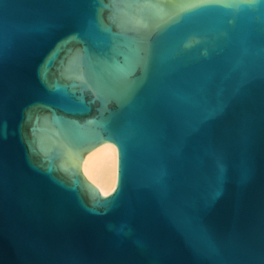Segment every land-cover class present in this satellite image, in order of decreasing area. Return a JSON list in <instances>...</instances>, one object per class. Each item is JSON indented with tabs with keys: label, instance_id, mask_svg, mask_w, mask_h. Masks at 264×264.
Here are the masks:
<instances>
[{
	"label": "water",
	"instance_id": "water-1",
	"mask_svg": "<svg viewBox=\"0 0 264 264\" xmlns=\"http://www.w3.org/2000/svg\"><path fill=\"white\" fill-rule=\"evenodd\" d=\"M0 264H264V0H0Z\"/></svg>",
	"mask_w": 264,
	"mask_h": 264
},
{
	"label": "bare ground",
	"instance_id": "bare-ground-1",
	"mask_svg": "<svg viewBox=\"0 0 264 264\" xmlns=\"http://www.w3.org/2000/svg\"><path fill=\"white\" fill-rule=\"evenodd\" d=\"M117 149L111 142H103L87 152L81 161V171L99 191L107 195L112 191L117 176Z\"/></svg>",
	"mask_w": 264,
	"mask_h": 264
}]
</instances>
